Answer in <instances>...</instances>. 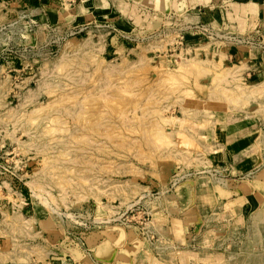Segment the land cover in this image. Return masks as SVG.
Returning a JSON list of instances; mask_svg holds the SVG:
<instances>
[{
    "label": "rangeland",
    "instance_id": "1",
    "mask_svg": "<svg viewBox=\"0 0 264 264\" xmlns=\"http://www.w3.org/2000/svg\"><path fill=\"white\" fill-rule=\"evenodd\" d=\"M30 19L0 0V264H51L74 232L166 220V197L211 171L207 117L248 106L226 43L174 18L146 35Z\"/></svg>",
    "mask_w": 264,
    "mask_h": 264
},
{
    "label": "crops",
    "instance_id": "2",
    "mask_svg": "<svg viewBox=\"0 0 264 264\" xmlns=\"http://www.w3.org/2000/svg\"><path fill=\"white\" fill-rule=\"evenodd\" d=\"M15 1L51 27L93 23L146 35L174 18L187 37L209 25L255 40L226 44L248 106L207 117L201 135L211 171L190 181L188 192L166 197L175 200L169 218L74 232L55 245L51 264H264V50L256 43H264V0Z\"/></svg>",
    "mask_w": 264,
    "mask_h": 264
},
{
    "label": "built area",
    "instance_id": "3",
    "mask_svg": "<svg viewBox=\"0 0 264 264\" xmlns=\"http://www.w3.org/2000/svg\"><path fill=\"white\" fill-rule=\"evenodd\" d=\"M31 23L36 24L38 23L35 19H30ZM87 26H77V27H71V32L73 34L80 33L83 31ZM201 31V36H205L208 39H220L222 42L226 43L227 45L235 44V43H245V44H254L255 40L250 37H241L239 34L226 32L221 29H214L213 27H210L209 25H201L199 27ZM261 49L264 50V43L262 42H256ZM99 226V225H98Z\"/></svg>",
    "mask_w": 264,
    "mask_h": 264
}]
</instances>
